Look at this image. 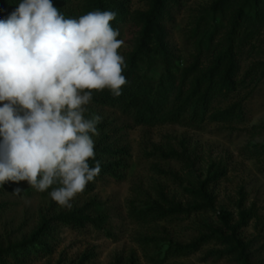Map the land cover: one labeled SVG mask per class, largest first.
Listing matches in <instances>:
<instances>
[{
    "label": "rangeland",
    "instance_id": "obj_1",
    "mask_svg": "<svg viewBox=\"0 0 264 264\" xmlns=\"http://www.w3.org/2000/svg\"><path fill=\"white\" fill-rule=\"evenodd\" d=\"M124 1L132 14L147 12L151 3ZM215 1L170 3L172 20L165 25L177 75L197 58V75L206 71L213 46H228L233 38L228 35L233 12L225 19L214 17L210 10ZM76 6L78 1L73 2ZM140 32L141 27L132 21L120 27L124 44L118 52L125 61L137 49ZM233 45L239 48L238 85L227 98L213 103L211 113L236 106L239 117L199 124L184 118L178 123L136 125L130 116L90 102L86 118L101 116L109 144L129 150L124 179L103 178L88 194L76 195L71 209L28 182L14 186L21 189L19 193L0 191V250L28 240L48 220L53 231L46 242L52 251L27 264H77L84 256L85 264H127L131 257L136 264H242L240 250L230 251V246L212 236L214 230L230 234L220 219L223 212L231 215L234 225L241 210H252L256 217L239 230L237 239L246 247L248 264H264V27L244 44L238 45L235 38ZM140 70L153 84L163 74L156 58ZM214 171L223 172L206 187L214 206L189 214L178 210V206L187 210L201 204L189 191L199 190ZM73 212L96 224L76 230L54 220ZM202 237L211 239L195 251L185 250Z\"/></svg>",
    "mask_w": 264,
    "mask_h": 264
},
{
    "label": "clouds",
    "instance_id": "obj_2",
    "mask_svg": "<svg viewBox=\"0 0 264 264\" xmlns=\"http://www.w3.org/2000/svg\"><path fill=\"white\" fill-rule=\"evenodd\" d=\"M116 17L94 10L66 18L52 0H21L0 19V185L51 188V199L71 209L99 175L92 137L102 117L85 113L94 92L119 97L128 83Z\"/></svg>",
    "mask_w": 264,
    "mask_h": 264
},
{
    "label": "trees",
    "instance_id": "obj_3",
    "mask_svg": "<svg viewBox=\"0 0 264 264\" xmlns=\"http://www.w3.org/2000/svg\"><path fill=\"white\" fill-rule=\"evenodd\" d=\"M74 1H78L79 6L74 8ZM20 2L21 0H0V19H6ZM171 2L174 0H151L147 12L132 14L124 0H52L53 5L66 18H79L94 10H111L117 12L116 19L111 22L113 28H118L120 31V27L128 21L135 22L141 27L137 49L125 61L127 67L123 74L128 83L123 87L122 95L114 97L110 90L105 89L94 92L91 103L97 107L116 109L122 114L130 116L136 125L178 123L184 118H187L191 124H199L207 119L224 121L239 117L240 109L236 106L213 113H211V109L217 99H225L236 90L239 48L234 49L233 41L236 38L238 45L244 44L253 39L264 27V0H216L213 3L210 11L214 17L220 16L225 19L227 14L233 12L228 35L234 39L229 40L228 46L226 43L214 45L211 49L209 67L198 75L199 58L180 75H177L174 70V55L170 48L165 25L167 21L172 20ZM117 38L120 39V35ZM210 42L211 38L207 41L208 46ZM152 58H156L163 67V74L156 84L141 74L140 70V67L146 65ZM97 128L99 136L92 138L95 142L96 159L101 162V172L94 181L87 184L82 193L77 195L88 194L94 189L95 183L105 177L122 181L129 166L128 148H115L110 145L108 135L104 132L105 126L99 123ZM89 164L94 167L95 161L90 160ZM222 175L223 172L219 173L218 171L209 173L199 190L189 191L193 197L201 201V204H195L187 210H183L179 206L176 208L184 214L212 208L214 198L207 193L206 187L209 183L217 182ZM20 182L27 181H6L0 185V191L12 192L14 186ZM58 186L53 185V187ZM51 190L50 188L46 192ZM238 216V222L232 225L231 215L223 212L220 219L223 227L230 234L225 235L222 231L214 230L212 237L222 245L230 246V251L240 250L242 264H248V258L244 254L246 247L237 239V235L239 230L246 227L256 215L252 210H241ZM54 220L57 224L76 230L85 229L89 223L96 224V220L82 215L81 212L60 215ZM50 225L51 222L46 220L28 240L9 246L6 250H0V264H27L35 256L49 255L52 250L46 239L52 236L53 229ZM210 239V237H202L185 250L195 251ZM87 261V257L84 256L77 264H85ZM127 264H136L135 259L129 258Z\"/></svg>",
    "mask_w": 264,
    "mask_h": 264
}]
</instances>
